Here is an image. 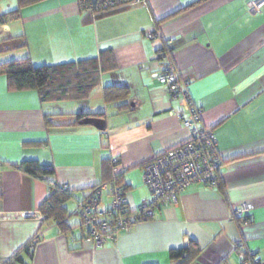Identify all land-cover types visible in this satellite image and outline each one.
<instances>
[{"label":"crops","instance_id":"0c3cea01","mask_svg":"<svg viewBox=\"0 0 264 264\" xmlns=\"http://www.w3.org/2000/svg\"><path fill=\"white\" fill-rule=\"evenodd\" d=\"M250 1L143 0L87 21L77 0H44L0 24V41L27 39V46L0 51V63L29 57L34 64H57L103 50H112L117 62L86 102L73 100L69 108L104 111V130L48 128L44 115L64 112L61 103L13 89L0 73V264L18 252L22 264H177L171 252L191 239L201 248L193 264H242L240 251H256L264 264V7L251 11ZM15 6V0L0 1V14ZM166 44L167 59L157 58ZM168 62L200 108L202 125L217 137L224 193L193 183L176 204L96 246L75 208L102 181L103 160L119 159L114 173L123 174L129 207L136 209L151 196L145 164L190 139L178 114L181 95H170L155 76ZM113 84L129 87L132 109L117 113L115 104L105 103L103 88ZM24 160L53 165L49 180L72 191L69 233L43 221L39 206L49 183L21 170ZM111 200L106 190L101 208ZM244 203L253 205L249 222L233 216Z\"/></svg>","mask_w":264,"mask_h":264},{"label":"trees","instance_id":"16d2710c","mask_svg":"<svg viewBox=\"0 0 264 264\" xmlns=\"http://www.w3.org/2000/svg\"><path fill=\"white\" fill-rule=\"evenodd\" d=\"M15 1L16 6L14 8L0 14V24L19 19L25 8L44 0ZM108 1L111 2L104 4V0H77L79 9L87 13V21L125 10L132 6L136 0ZM156 25H158V21H156ZM24 46H27V39L24 35L13 36L0 41V51ZM170 50V45L166 44L159 52L169 53ZM116 64L114 52L112 50H103L95 57L57 64H34L29 57L17 58L0 63V73L7 76L11 88L17 90H35L42 102L61 101L65 98L86 102V99L91 95L94 88L100 84L101 74L104 71L114 69ZM129 90L127 85H106L103 88V99L106 104H115L117 113L130 110L132 107L127 101L130 94ZM44 119L45 125L48 128L70 127V125L75 124L94 125L98 129L104 130L106 113L104 111L87 112L82 109L75 113L45 114ZM101 125H104V128L100 127ZM118 163V158L104 159L102 162L103 179L100 183L93 186L92 189L103 182L115 181L123 191H126L127 185L122 186L123 174L114 173V168ZM19 168L32 176L48 180L49 194L39 206V211L44 216V222L54 221L62 232L69 233L68 218L70 213L66 204L74 195L68 185H60L49 180V177L55 174L54 166L43 164L38 160H24L19 164ZM217 186L224 193L225 186L221 182V177ZM1 197L2 193L0 192V200ZM250 218L247 215L242 221L249 222ZM237 220L241 221L239 218ZM37 240L38 235L32 241L36 242ZM29 251L30 244L24 248V252ZM200 252L201 248L199 244L191 239L188 245L174 249L171 252V256L177 264H193ZM244 253L246 259H253V256H249L248 251H244ZM24 262V255L18 252L2 264H22ZM252 264H262L261 259L257 262L252 260Z\"/></svg>","mask_w":264,"mask_h":264},{"label":"built area","instance_id":"2783aa9c","mask_svg":"<svg viewBox=\"0 0 264 264\" xmlns=\"http://www.w3.org/2000/svg\"><path fill=\"white\" fill-rule=\"evenodd\" d=\"M104 1V4L111 2ZM142 1L136 0L133 4ZM262 7L264 0H252L249 3L251 11H260ZM159 57L167 59L168 53L157 55ZM155 76L165 85L170 95H181L184 111L180 110L178 114L183 125L190 131V139L145 164L143 181L149 187L151 196L144 199L136 209L129 207L126 191L115 181L101 183L77 202L75 214L88 226L89 238L96 246L113 239L120 230L152 218L157 209L176 204L179 194L189 185L201 182L214 187L220 179L222 160L217 148V137L213 129L202 125L201 111L194 104L186 86L181 85L176 69L168 62L163 65V71ZM106 190L111 193L112 200L103 209L101 203ZM252 208V204L244 203L233 209V216L244 219ZM34 246L35 242L32 241L30 250ZM249 254L253 259H246L244 251H240L242 264H252V260H259L256 251Z\"/></svg>","mask_w":264,"mask_h":264},{"label":"rangeland","instance_id":"374dc122","mask_svg":"<svg viewBox=\"0 0 264 264\" xmlns=\"http://www.w3.org/2000/svg\"><path fill=\"white\" fill-rule=\"evenodd\" d=\"M73 100H76V99H71V98H65L64 100H61V101H53V102H60L61 103V109H63V111L65 112V113H69V112H71L72 110L71 109H69V108H71L70 106H72V102H73ZM73 106H74V104H73ZM59 109V108H58ZM53 110V109H52ZM79 110L81 111L82 109H78V110H74V111H77V112H79ZM48 112H50V111H48ZM59 112V111H58Z\"/></svg>","mask_w":264,"mask_h":264},{"label":"water","instance_id":"95a60500","mask_svg":"<svg viewBox=\"0 0 264 264\" xmlns=\"http://www.w3.org/2000/svg\"><path fill=\"white\" fill-rule=\"evenodd\" d=\"M99 126V125H98ZM100 127L104 128V125H101Z\"/></svg>","mask_w":264,"mask_h":264}]
</instances>
